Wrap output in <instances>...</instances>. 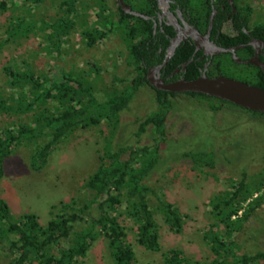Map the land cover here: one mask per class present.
<instances>
[{
    "label": "rangeland",
    "instance_id": "374dc122",
    "mask_svg": "<svg viewBox=\"0 0 264 264\" xmlns=\"http://www.w3.org/2000/svg\"><path fill=\"white\" fill-rule=\"evenodd\" d=\"M62 1L11 0L8 9L0 12V100L11 107L0 110V130L32 124L30 112L15 109L20 91L8 84L5 67L29 70L42 80L81 76L91 83L97 101H103L105 93L113 89L125 88V82L131 79L133 71L126 65L122 32H113L92 47H87L81 36L85 29L102 28L103 21L96 17L102 6L107 9L108 19L115 18L112 14L117 9L116 0H78L74 22L56 44L50 38L49 26L62 17ZM248 4L251 19L264 25V0H248ZM21 21L23 26L14 35L13 30ZM10 26L11 40H6ZM160 98L162 94L144 86L134 94L117 123L101 120L86 129H75L54 147L39 171L31 169L29 163L36 141L15 147L4 160L0 177V199L11 216L18 219L34 214L45 225L61 203H83L82 185L99 167L108 149L154 144L153 139L158 136L151 126L141 128V123L157 110ZM166 99L172 107L165 121L161 167L146 180L152 191L148 193V203L157 222L160 248L153 252L137 245L135 226L127 221V241L135 264H164L163 255L170 249L180 250L190 263H209L213 255L208 230L214 226L212 230L223 238L228 232L212 213V202L231 195L241 178L246 179L249 192L239 199V212L230 220L236 228L228 236L238 256L264 253V205L249 212L253 203L264 196V116L184 94L166 95ZM45 107L51 108L52 104L48 102ZM200 151L215 154L212 167H200L182 157L184 153ZM162 202L171 203L182 215L179 233L164 224L159 211ZM12 258L0 252V264H8ZM79 264H113L107 240L98 236ZM251 264H264V260Z\"/></svg>",
    "mask_w": 264,
    "mask_h": 264
},
{
    "label": "trees",
    "instance_id": "16d2710c",
    "mask_svg": "<svg viewBox=\"0 0 264 264\" xmlns=\"http://www.w3.org/2000/svg\"><path fill=\"white\" fill-rule=\"evenodd\" d=\"M31 1L38 3L40 0ZM77 1L63 0L59 4L63 15L53 20L49 26L52 30L50 38L55 39L56 44L67 34L74 22L78 11ZM9 3L11 0H0V12L6 11ZM106 10L102 6L96 15L97 19L103 21L102 28L85 29L81 36L87 47H92L109 34L122 32L127 50L126 65L133 71L131 79L125 82V88L113 89L105 93L103 101H97L91 83L81 76H65L62 81L42 80L29 70L22 72L5 67L8 84L20 91L15 109L30 112L32 124H19L0 130V177L4 160L15 147L36 141L29 163L31 169L39 171L54 147L75 129H86L97 125L101 120L117 123L120 115L129 108L134 94L146 86L140 48L144 51L145 45L141 41L150 36L149 23L137 17L126 16L119 8L112 14L115 18L108 19ZM243 10L247 15L252 12L248 5ZM22 26V21L17 23L13 34H18ZM256 33L257 36L258 33H264L263 24H256ZM6 40H11V26ZM185 58L182 57L181 60ZM191 67L192 65H189L187 68L189 75L186 79H194L197 76ZM247 70L239 80L264 89L263 73L253 69ZM222 74L228 76L227 73ZM160 94L162 98L158 100L157 110L141 123V128L151 126L153 134L158 136L153 139L154 144L108 149L101 157L99 167L82 185L83 203H61L58 212L45 225H41L34 214L13 218L6 203L0 199V252L12 255L13 258L8 264H79L98 236L107 240L113 264H135L134 252L127 241V221L135 226L137 245L145 250L159 251L158 226L148 203V193L152 191L147 187L146 180L153 170L161 167L160 151L166 137L165 121L172 107L171 102L166 99L167 94ZM184 95L229 104L200 94ZM48 102L52 104L51 108L45 107ZM5 103V100H0V110H11ZM247 112L253 116H264ZM182 157L191 159L200 167H212L215 154L200 151L184 153ZM247 187L246 179L241 178L233 187L231 195L212 202V213L228 228V232L223 238L212 230L214 226L208 230L213 257L205 264H251L264 260L263 252H257L253 256L236 255L235 245L228 236L232 229L236 228L230 220L239 212L238 202L249 192ZM262 205L264 196L253 203L249 212ZM159 211L164 224L171 231L179 233L182 229V215L177 208L171 203L162 202ZM246 218L245 215L244 219ZM163 258L164 264H201L188 262L178 249H170Z\"/></svg>",
    "mask_w": 264,
    "mask_h": 264
},
{
    "label": "flooded vegetation",
    "instance_id": "af4514ba",
    "mask_svg": "<svg viewBox=\"0 0 264 264\" xmlns=\"http://www.w3.org/2000/svg\"><path fill=\"white\" fill-rule=\"evenodd\" d=\"M123 2L132 11L142 15L137 18L150 25V36L141 41L145 49L143 51L140 48V57L145 68L146 86L153 91L181 95L154 89L147 77L160 79L165 84L181 79L191 80L186 79L189 65H192L196 78L203 73L208 77L223 76L224 72L228 74L225 77L239 80L247 73V69L262 72L259 65L264 63V33H258L257 36L256 23L251 19V13L247 15L243 10L246 5L249 6L248 0ZM116 4L120 9L118 0ZM122 12L126 16H132ZM189 28L195 29L203 40H193L187 34ZM178 37L182 39L170 53V48ZM217 49L228 51L219 52ZM182 57L186 58L181 60ZM250 61L254 64L248 63Z\"/></svg>",
    "mask_w": 264,
    "mask_h": 264
},
{
    "label": "water",
    "instance_id": "95a60500",
    "mask_svg": "<svg viewBox=\"0 0 264 264\" xmlns=\"http://www.w3.org/2000/svg\"><path fill=\"white\" fill-rule=\"evenodd\" d=\"M120 9L126 14L136 17H142L141 14L132 11L131 8L123 2L118 0ZM196 42L203 40L202 36L193 28H189L187 33ZM182 37H178L170 48V53L180 43ZM206 40V39H205ZM219 52L228 51L225 49H217ZM233 51V49H230ZM254 64L252 61L248 62ZM264 74V63L259 65ZM148 83L156 90L186 94L195 93L204 95L209 98L220 100L229 103L235 107L241 108L245 111L260 113L264 115V89L251 84H247L240 80L232 79L225 76L208 77L205 73L201 76L191 80H177L165 84L162 80L157 78L147 77Z\"/></svg>",
    "mask_w": 264,
    "mask_h": 264
}]
</instances>
